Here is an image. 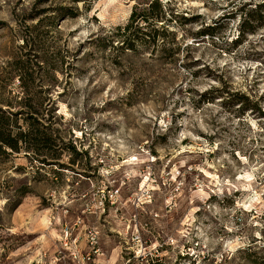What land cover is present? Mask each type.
Wrapping results in <instances>:
<instances>
[{
    "label": "rangeland",
    "instance_id": "1",
    "mask_svg": "<svg viewBox=\"0 0 264 264\" xmlns=\"http://www.w3.org/2000/svg\"><path fill=\"white\" fill-rule=\"evenodd\" d=\"M147 1L0 0V107L82 151L0 156V264H264V0H158L121 48Z\"/></svg>",
    "mask_w": 264,
    "mask_h": 264
},
{
    "label": "trees",
    "instance_id": "2",
    "mask_svg": "<svg viewBox=\"0 0 264 264\" xmlns=\"http://www.w3.org/2000/svg\"><path fill=\"white\" fill-rule=\"evenodd\" d=\"M137 5L132 8L128 22L123 27L124 38L120 41V47L133 49L135 44H142L151 46V50H153L158 37L162 38L161 35L166 31V27L158 23L163 19L162 8L164 6L158 0H148L140 5L142 7ZM243 18L238 34L243 33L244 23H250L247 19L256 22L255 25L247 29L249 32H252L259 24L264 23V1H259L254 7L246 9ZM215 21L213 24L204 27L203 32L205 34L214 35V29L217 27ZM231 95L234 97L233 101L240 103L239 109L241 111L253 108L251 106L253 104H250V101L243 94L233 93ZM37 112L30 105H27L24 111L21 109L12 111L9 108L0 107V156L23 150L26 155H29V160L35 159L44 165L45 163L49 164V162H57L53 160L59 158L64 151L71 155H79L82 152L78 151L70 140L62 139L56 129L51 127V121L40 123L35 116ZM21 114H24L23 123L19 122L20 117L18 115ZM17 191L20 193L19 198L12 204L11 209L19 204L22 194H25L24 190L18 189Z\"/></svg>",
    "mask_w": 264,
    "mask_h": 264
}]
</instances>
